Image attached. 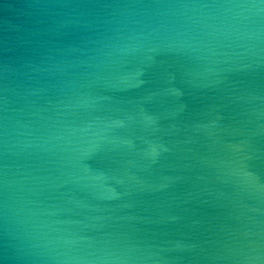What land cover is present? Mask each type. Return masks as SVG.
I'll return each mask as SVG.
<instances>
[{"label": "water", "instance_id": "95a60500", "mask_svg": "<svg viewBox=\"0 0 264 264\" xmlns=\"http://www.w3.org/2000/svg\"><path fill=\"white\" fill-rule=\"evenodd\" d=\"M0 264H264V0H0Z\"/></svg>", "mask_w": 264, "mask_h": 264}]
</instances>
